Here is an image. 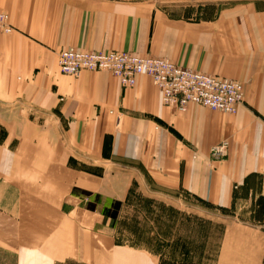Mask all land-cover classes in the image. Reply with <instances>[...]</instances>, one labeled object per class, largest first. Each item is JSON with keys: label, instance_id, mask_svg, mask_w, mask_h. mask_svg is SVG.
<instances>
[{"label": "rangeland", "instance_id": "rangeland-1", "mask_svg": "<svg viewBox=\"0 0 264 264\" xmlns=\"http://www.w3.org/2000/svg\"><path fill=\"white\" fill-rule=\"evenodd\" d=\"M84 1L0 0V13L11 27L0 36V264H264V179L240 189L234 183L224 203L221 177L212 164L226 158L234 134L255 132L256 122L264 120V101L244 99L252 116L233 134L228 127L236 128V115L195 104L168 106L148 77L158 100L142 105L138 99L128 104V112L164 119V130L179 141L171 136V143H191V159L202 162L146 163L152 143H161L160 133L140 137L138 150L116 152L117 125L101 149L96 147L97 134L85 131L87 119L94 118L76 115V103L69 106L66 97L75 89L96 97L99 80L75 82L106 75L131 89L145 76L124 87L110 71L61 72L58 61L65 50L133 54L116 45L89 48L81 34L94 29L95 44H108L110 25L98 4ZM156 1L143 4L144 23L164 13L191 24L189 30L175 27L182 58L134 55L236 80L245 93L238 76L264 59L258 50L264 47V0ZM190 60L197 65L183 63ZM157 103L169 107V114L161 115ZM188 109L191 118L170 115ZM90 136L91 143H82ZM124 137L116 142L118 149L133 143ZM223 142L226 155L213 156Z\"/></svg>", "mask_w": 264, "mask_h": 264}, {"label": "crops", "instance_id": "crops-1", "mask_svg": "<svg viewBox=\"0 0 264 264\" xmlns=\"http://www.w3.org/2000/svg\"><path fill=\"white\" fill-rule=\"evenodd\" d=\"M58 1L61 2L62 0ZM45 2L49 3L52 2V0H45ZM84 2L85 4H98L100 6L99 9L103 10L107 15V20L109 22L107 24L110 25V42L108 44H95L97 38L94 29L81 34L82 37H85L86 43L89 45L90 49H109L116 45L122 50L132 51L133 54H149V56L157 54L168 58H176L178 60L182 58L179 56V53L177 54L178 49H181V43L177 38L178 33L175 27L178 26L179 30H189L191 24L175 20L164 13L155 21L151 22L149 20V23H144L143 4H152L157 3L158 1L85 0ZM62 10L63 7L62 4H60L59 11L62 12ZM245 31L249 32V29ZM258 50L264 51V47L259 48ZM47 58H50V56L47 55L46 59ZM183 60L185 59L183 58ZM183 63L186 64V66L188 65L191 67L197 65V62L192 60H190V62L183 61ZM214 69V67H205V70ZM238 77L241 78L240 80H243L247 86L245 101H264V59L262 61L256 62L255 60L252 62V64L248 65L244 69V72ZM95 78H98V83L100 84L99 91L101 90L96 97L88 91H76L75 89L66 97V100H68L69 106L76 103V115L92 116L94 118L93 121L87 119V122L85 123V131L91 134H97L98 140L100 141H98L96 147L98 146V148L101 149L103 139L110 132L116 133L115 128L117 125L119 126L118 134H120V136L117 139V135L115 134V138H113L114 150L116 152L122 153L120 150L124 148L138 150V139H140V137L144 139L150 134L160 133L161 143H152L153 153L152 155L150 154L149 157L146 156L147 159L144 160L146 163L153 164L161 162L173 165L189 164L193 159L197 161L200 160L198 161L199 163L202 162V160L197 157L191 159V143H181L182 146H179L178 143H171V136H173L171 130H164L166 124H161L160 122L164 119L161 120L157 117L169 114L167 113L171 110L169 107L166 106L163 108L161 105L158 107L157 103L156 110H159L161 114L159 115L158 113L153 115L157 118L149 117L144 111L140 114L128 112L127 109L130 106L128 104H132L138 99L141 100L142 105H146L149 101L158 100L151 85V80L148 77H139L137 79V84L131 89H123L118 81L115 79H109L106 75L99 77H83L78 79L75 84H89V80ZM96 101L104 103H96ZM171 112H176L170 113V115H175L177 118L180 114H185L186 118H191L192 116V114L188 113L189 109L183 113L175 110H172ZM118 115L121 116V119L119 120L117 119ZM235 115V120L237 121L236 128L228 127L233 134L235 132H241V128L245 125V121L248 120L249 116H252V111L243 104ZM71 123L74 124L75 122L72 121ZM79 124H82V122H79ZM196 127L198 128L199 126ZM256 127L257 128L253 134L246 135L240 133L238 136H235L234 134V137L231 138L229 153L226 158L221 161L212 162L216 168L215 173L219 174L221 177L222 182L220 183V186L222 188L224 203H227L230 200L225 199V196L232 193L234 183H237L238 189H240L250 181L264 179V120L256 122ZM183 132L184 131L182 130L181 138L185 141L186 137ZM123 134H126V136L124 137ZM227 135L221 137L225 138ZM123 137L126 139L128 138V141H133V143H127L126 147L121 146L118 149L117 143H122ZM219 137L218 133H216L214 137L216 138V142L219 141ZM91 138L92 136L88 138L90 141L87 140V142L84 139L81 141L82 143H91ZM222 138H220V140ZM197 139L200 143V139H203L202 134H198ZM118 140L121 142H118ZM174 141L176 142L177 140L174 138ZM140 148H143V146H140ZM100 149L97 151L98 155H101ZM180 153L183 155L180 156Z\"/></svg>", "mask_w": 264, "mask_h": 264}, {"label": "built area", "instance_id": "built-area-1", "mask_svg": "<svg viewBox=\"0 0 264 264\" xmlns=\"http://www.w3.org/2000/svg\"><path fill=\"white\" fill-rule=\"evenodd\" d=\"M9 33L8 16L0 13V35ZM58 64L61 72L69 76H77L83 71H110L124 87H133L139 76L149 77L168 106L185 108L195 104L213 112L235 115L244 102L243 87L238 81L180 67L163 58L118 51L65 50L61 52ZM227 149L228 143L223 142L213 148V156H224Z\"/></svg>", "mask_w": 264, "mask_h": 264}, {"label": "bare ground", "instance_id": "bare-ground-1", "mask_svg": "<svg viewBox=\"0 0 264 264\" xmlns=\"http://www.w3.org/2000/svg\"><path fill=\"white\" fill-rule=\"evenodd\" d=\"M2 35H6V34H2ZM1 36V35H0ZM155 58H157V57H155ZM164 59V58H163ZM205 74V73H204ZM224 79H226V78H224ZM241 84V83H240ZM242 85V84H241ZM242 87H243V85H242ZM243 91H244V88H243ZM244 99H245V93H244ZM244 103V102H243ZM243 103L241 104V105H243ZM240 105V106H241ZM240 106L238 107V109L240 108ZM237 112H238V110H237Z\"/></svg>", "mask_w": 264, "mask_h": 264}]
</instances>
